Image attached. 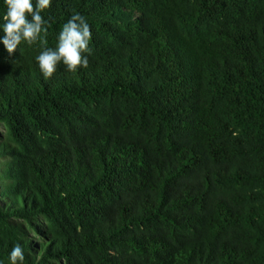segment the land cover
Here are the masks:
<instances>
[{
  "label": "trees",
  "instance_id": "obj_1",
  "mask_svg": "<svg viewBox=\"0 0 264 264\" xmlns=\"http://www.w3.org/2000/svg\"><path fill=\"white\" fill-rule=\"evenodd\" d=\"M74 13L87 67L44 78ZM41 15L42 40L0 44V261L20 243L25 264H264V0Z\"/></svg>",
  "mask_w": 264,
  "mask_h": 264
},
{
  "label": "clouds",
  "instance_id": "obj_2",
  "mask_svg": "<svg viewBox=\"0 0 264 264\" xmlns=\"http://www.w3.org/2000/svg\"><path fill=\"white\" fill-rule=\"evenodd\" d=\"M52 0H3L4 12L0 15V44L11 54L23 42L29 46L43 38L47 21L41 13ZM92 32L84 16L74 13L62 25L54 48H44L35 61L44 78L50 77L62 64L69 72L86 68L91 49ZM3 264V261H0ZM8 264H25V251L16 243L8 254Z\"/></svg>",
  "mask_w": 264,
  "mask_h": 264
}]
</instances>
